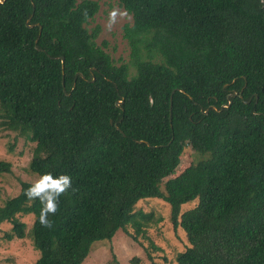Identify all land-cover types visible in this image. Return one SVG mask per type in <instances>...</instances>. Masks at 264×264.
Wrapping results in <instances>:
<instances>
[{
    "label": "trees",
    "instance_id": "obj_1",
    "mask_svg": "<svg viewBox=\"0 0 264 264\" xmlns=\"http://www.w3.org/2000/svg\"><path fill=\"white\" fill-rule=\"evenodd\" d=\"M117 2L132 18L120 64L88 27L97 1L0 2L1 123L34 142L33 173L72 177L51 228L22 181L0 204L7 238L32 214L30 264H81L95 241L142 232L135 204L160 198L186 239L176 264H264V0Z\"/></svg>",
    "mask_w": 264,
    "mask_h": 264
},
{
    "label": "rangeland",
    "instance_id": "obj_2",
    "mask_svg": "<svg viewBox=\"0 0 264 264\" xmlns=\"http://www.w3.org/2000/svg\"><path fill=\"white\" fill-rule=\"evenodd\" d=\"M95 1L98 2V11L88 27H99L96 43H104L103 49L117 64L129 61L131 50L123 35V26L132 22L131 15L118 5L117 0ZM114 9L126 15L118 16L117 22L109 30L108 17ZM0 115L7 117L5 120L11 117L9 107L0 103ZM34 145L26 136L11 131L0 120V161L11 165V172L0 177V204L19 192L22 181L33 183L39 178L29 169ZM184 152L181 162L173 171L174 175L196 161L190 148ZM134 212L137 216L149 218L147 226H143L144 232L137 234L131 225H127L125 230H118L112 239L95 241L81 264H176V254L184 248L186 239L181 229L173 228L169 205L160 198H147L135 204ZM20 218L27 228L26 236L22 239L7 238L6 233L10 232L12 225L8 222L0 224V264H30L39 256L28 236L33 215H22Z\"/></svg>",
    "mask_w": 264,
    "mask_h": 264
},
{
    "label": "clouds",
    "instance_id": "obj_3",
    "mask_svg": "<svg viewBox=\"0 0 264 264\" xmlns=\"http://www.w3.org/2000/svg\"><path fill=\"white\" fill-rule=\"evenodd\" d=\"M2 2V0H0ZM126 15L118 10L109 13L108 25L109 30L117 22L118 16ZM72 188V177L68 174L54 176L52 173H44L39 176L34 183L24 191V195L29 200H39L42 207L39 213V223L44 228H51L53 222L49 216H54L59 208V198Z\"/></svg>",
    "mask_w": 264,
    "mask_h": 264
},
{
    "label": "water",
    "instance_id": "obj_4",
    "mask_svg": "<svg viewBox=\"0 0 264 264\" xmlns=\"http://www.w3.org/2000/svg\"><path fill=\"white\" fill-rule=\"evenodd\" d=\"M4 0H2V2H3ZM60 59H61V64H62V69H63V56H60ZM62 79H63V74H62ZM173 92V91H172ZM236 94H238V92H234L233 93V95H236ZM171 102H172V96L170 95V107H171ZM121 103H123V99H120V100H117L116 102H115V105L116 106H119ZM231 103V101L229 100L228 101V103L227 104H225V106H228L229 104ZM204 112H206V111H204Z\"/></svg>",
    "mask_w": 264,
    "mask_h": 264
}]
</instances>
